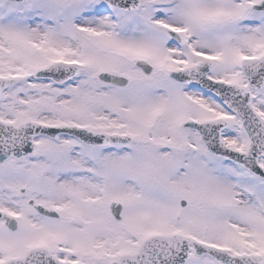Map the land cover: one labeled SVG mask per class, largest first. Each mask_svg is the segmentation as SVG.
<instances>
[{"label": "snow or ice", "instance_id": "obj_1", "mask_svg": "<svg viewBox=\"0 0 264 264\" xmlns=\"http://www.w3.org/2000/svg\"><path fill=\"white\" fill-rule=\"evenodd\" d=\"M0 264H264V0H0Z\"/></svg>", "mask_w": 264, "mask_h": 264}]
</instances>
